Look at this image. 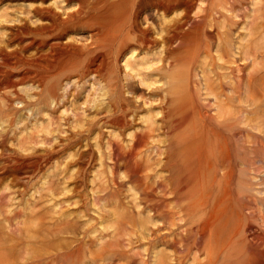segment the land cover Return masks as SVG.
I'll return each instance as SVG.
<instances>
[{
	"label": "rangeland",
	"instance_id": "rangeland-1",
	"mask_svg": "<svg viewBox=\"0 0 264 264\" xmlns=\"http://www.w3.org/2000/svg\"><path fill=\"white\" fill-rule=\"evenodd\" d=\"M53 2L0 0V50ZM98 2L108 27L143 5L150 41L112 42L104 76L0 87V264H258L264 0ZM78 26L64 42L90 44Z\"/></svg>",
	"mask_w": 264,
	"mask_h": 264
},
{
	"label": "bare ground",
	"instance_id": "bare-ground-1",
	"mask_svg": "<svg viewBox=\"0 0 264 264\" xmlns=\"http://www.w3.org/2000/svg\"><path fill=\"white\" fill-rule=\"evenodd\" d=\"M41 1L44 3V0ZM65 1L67 4L64 8L59 7L57 2L50 5L45 4L46 6L41 3L34 9L33 16H29L30 22L26 21L20 26L17 25L15 39L10 36L12 40L8 43L9 45L17 44V47L13 51H8L4 47L0 50V87L6 85L7 88H17L18 84L31 82L44 88L47 85L49 74L58 70L62 65L76 68L65 77L64 80L68 82L73 78H85L91 74L104 76L110 63L109 50L113 45L112 42L119 39L121 48L127 50L131 46L129 37L131 34L136 37L134 39L137 44L147 45L150 41L148 35L151 27L141 28L139 26L138 17L144 10L143 5H134L132 16L127 22L121 19L116 25L108 27L103 21L92 20L94 13L100 7L98 0ZM78 24L90 28L92 40L90 44H79L74 38L64 42V39L69 38L70 34L77 29L76 27H79ZM182 27L183 24L176 23L170 28L167 42L171 51L175 50L172 45L181 34ZM183 35L189 37L191 33ZM27 37H31L27 40L28 42H26ZM31 48L36 51L27 56L26 52ZM23 62L27 64L23 70L19 72L10 70ZM55 87L54 84H50L51 97L56 96ZM258 264H264V253H260Z\"/></svg>",
	"mask_w": 264,
	"mask_h": 264
}]
</instances>
